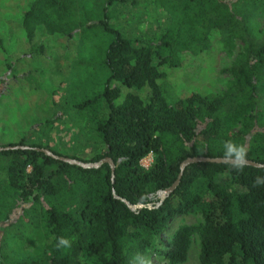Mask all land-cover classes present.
I'll return each instance as SVG.
<instances>
[{
  "label": "trees",
  "instance_id": "obj_1",
  "mask_svg": "<svg viewBox=\"0 0 264 264\" xmlns=\"http://www.w3.org/2000/svg\"><path fill=\"white\" fill-rule=\"evenodd\" d=\"M142 2L162 17L157 33L135 37L112 26L113 5ZM8 9L1 16L8 18L5 30L17 32L0 39V62L10 72L23 57L25 65L46 49L69 51L79 42L91 43L86 63L95 61L103 71L100 92L71 104L77 112L95 108L93 132L85 136L91 156L28 141L30 125L50 126L60 118L56 112L25 121L0 143L15 147L0 150V202L11 194L18 207L38 204L47 230L31 257L0 245V264H131L137 254L176 264L185 260L193 234L198 264H264V185H253L264 177V21L255 17L264 15V0H27L13 13ZM104 35L107 40L98 38ZM236 40L241 47L224 90L173 93L174 71L213 47L229 54ZM228 140L246 144L247 160L260 166L236 172L227 163H190L162 200L155 197L175 181L183 159L222 157ZM40 148L97 166L69 164ZM147 154L152 160L144 168L140 160ZM103 158L113 164L112 180ZM195 212L198 225H180L160 242L170 219ZM61 236L71 248L57 247Z\"/></svg>",
  "mask_w": 264,
  "mask_h": 264
},
{
  "label": "rangeland",
  "instance_id": "obj_2",
  "mask_svg": "<svg viewBox=\"0 0 264 264\" xmlns=\"http://www.w3.org/2000/svg\"><path fill=\"white\" fill-rule=\"evenodd\" d=\"M26 1L0 0V39L4 40L9 36L8 33L17 32L12 31L14 27L5 30V19L8 18L2 20V14L6 15L4 9L9 8V13H13L17 6ZM111 14L112 26L126 35L145 38V35L157 33L161 27L162 17L157 15L156 8L151 4L146 5L142 2L137 5H113ZM255 17L259 22L264 21L263 14H256ZM98 38L107 40L108 36ZM90 44L89 42L74 43L69 51L68 49L63 51V47L46 49L34 59L27 58L25 65L22 63L25 60L23 57L11 67L14 72L7 70L0 62V78L5 79V89L0 94V120L3 122L0 143L12 139L14 133L25 125V121L40 122L56 112L59 113L60 118L50 126H39L40 124L37 126L34 123L30 125L33 130L29 133L28 141L47 144L81 158L92 155L93 144L88 142L85 136L87 130L93 132L90 121L95 108L77 112L71 106L87 95L100 92L99 84L103 70L95 61L86 63L90 53L86 47H90ZM240 47L241 43L236 40L229 54L213 47L205 58L198 57L184 63L172 74L173 93L182 97L189 91L217 93L224 90L227 81L230 80L227 69ZM18 52L20 53L19 49ZM2 59L4 60V55L0 54V60ZM6 61L10 63L12 59L7 56ZM261 93L264 95L263 91ZM53 94L55 95L50 98L52 102L44 104L43 100L39 104L40 97H49ZM151 160V154H147L140 160V165L147 168ZM155 197H160L158 192ZM15 201V198L9 194L0 202V245L8 253L31 257L38 252L47 230L42 227L44 223L39 214L38 204L27 201L18 207ZM140 206L129 205V208L134 210ZM200 220L199 212L173 217L160 233V242L165 243L180 225H198ZM190 241L185 260L176 264H198V241L195 234L191 236ZM148 262L166 264V261L160 257H152Z\"/></svg>",
  "mask_w": 264,
  "mask_h": 264
},
{
  "label": "clouds",
  "instance_id": "obj_3",
  "mask_svg": "<svg viewBox=\"0 0 264 264\" xmlns=\"http://www.w3.org/2000/svg\"><path fill=\"white\" fill-rule=\"evenodd\" d=\"M247 154L248 147L246 144H237L231 140L223 142V155L222 159L227 163L232 170L236 172H242L243 169L247 166ZM254 186L264 185V177L257 176L253 181ZM72 243L66 237L57 238V247L61 249L71 248ZM131 264H149L146 257L141 254H137L133 257Z\"/></svg>",
  "mask_w": 264,
  "mask_h": 264
},
{
  "label": "water",
  "instance_id": "obj_4",
  "mask_svg": "<svg viewBox=\"0 0 264 264\" xmlns=\"http://www.w3.org/2000/svg\"><path fill=\"white\" fill-rule=\"evenodd\" d=\"M7 148H15V147H12V146L0 147V150L7 149ZM39 150H41L45 155H48L54 159H57V160H60V161H63V162L69 163V164L79 165L81 167H95V166H97L96 162H82V161H79L76 159L55 155V154L51 153V151H49L46 148H40ZM247 161H248V165L260 166L258 163H254L250 160H247ZM101 162H107L109 164L110 173H111V180H112L113 164H112L111 160L109 158H103L101 160ZM197 162H209V163H216V164H219V163L225 164L222 157H205V156L186 157L179 164V171H178V174H177L175 181L168 188H166L163 192H158L160 195V197H159L160 200H162L164 198V196L166 194H168L176 186L183 168L190 163H197ZM261 166H264V164H262Z\"/></svg>",
  "mask_w": 264,
  "mask_h": 264
}]
</instances>
